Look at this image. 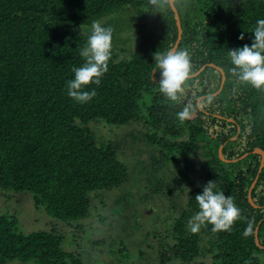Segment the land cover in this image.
<instances>
[{
	"label": "trees",
	"instance_id": "1",
	"mask_svg": "<svg viewBox=\"0 0 264 264\" xmlns=\"http://www.w3.org/2000/svg\"><path fill=\"white\" fill-rule=\"evenodd\" d=\"M168 5L155 13L151 0H0V190L29 192L53 219L74 223L93 215L94 197L145 174L148 187L181 210L167 238H158L161 262L210 257V264H264V247L256 242L257 230L264 246V166L258 174L262 155L254 152L264 150V93L236 82L227 56L228 49L252 44L250 31L264 19V0H175L183 30L177 50L189 52L191 74L205 67L188 78L174 102L160 93L159 73L152 75L153 54L172 49L179 35L170 0ZM93 21L113 29L112 54L101 84L89 86L97 95L79 104L68 97L66 81L84 62L80 48ZM126 43L131 55L120 58ZM210 63L221 67L226 79L208 103L204 98L222 84L221 70ZM200 97L195 117L181 121L176 113ZM101 121L142 128L129 130L121 141L98 140L92 125ZM123 145L138 157L147 153L149 162L139 158L129 164L120 156ZM221 146L228 160L220 156ZM196 156L203 157L200 165ZM198 170L200 179L191 181L180 209L170 184L191 180ZM256 178L253 205L249 193ZM208 181H216L241 209L229 231L213 232L211 224L196 233L188 228L198 211L195 196ZM132 194L126 189L115 195L116 213L123 214ZM135 210L136 228L144 214ZM249 221L254 231L245 237ZM17 223L16 214L0 211V264H85L80 254L64 248V235L55 229L26 233ZM119 251L131 253L126 245Z\"/></svg>",
	"mask_w": 264,
	"mask_h": 264
},
{
	"label": "rangeland",
	"instance_id": "2",
	"mask_svg": "<svg viewBox=\"0 0 264 264\" xmlns=\"http://www.w3.org/2000/svg\"><path fill=\"white\" fill-rule=\"evenodd\" d=\"M134 32L135 30L132 29V40L130 39L132 46L130 48L133 49L137 43ZM128 45L129 43H126L121 46L125 49L119 52L120 58L130 57L131 51ZM199 100L200 104H202V98ZM92 127L96 131L98 140L120 138L119 141H121L123 137H127L129 130L134 131L142 128V125L134 123L126 126H115L101 121L93 123ZM121 149V158L129 162V164L138 162L139 158L145 162L150 160L147 153H142L141 157L131 154L133 149L130 145H127V147L123 145ZM194 160L200 165L203 157L196 156ZM177 166H172L170 172L176 169ZM190 175L189 178L191 180L177 179L176 183L170 184L172 190L169 193L173 195L176 202L180 205V209L184 206L187 199L191 181L196 183L200 179L199 170ZM126 189H130L133 194L126 199L128 201L125 202H129V206L120 215L114 211L115 195ZM145 196H147V200H144ZM136 207L141 209L144 216H138L140 225L135 228L137 223L135 224L132 216L134 217ZM0 211L16 214L18 217L17 227L22 232L55 229L64 235V248L80 254L85 264H200L203 261L207 264L211 263L210 257L200 258L195 263H184L178 257L167 262H161L158 253L159 236L167 238L166 235H169V230L173 229V221L181 210L172 206L165 193H159L149 188L148 182L145 180V174L131 175L123 187L121 186L113 191L111 190L94 197L93 215L80 222L66 223L53 219L44 209L35 206L32 195L29 192L16 193L0 190ZM124 215L126 216L124 217ZM128 216L129 218H127ZM101 217H106L104 222ZM124 225H127L128 228ZM113 234L123 236L125 244L122 243L119 235L115 236V243H111L115 240L111 238ZM124 245L131 252L130 255L119 251L123 249ZM140 249L145 250L144 254L140 253ZM8 264L34 263L14 260Z\"/></svg>",
	"mask_w": 264,
	"mask_h": 264
},
{
	"label": "clouds",
	"instance_id": "3",
	"mask_svg": "<svg viewBox=\"0 0 264 264\" xmlns=\"http://www.w3.org/2000/svg\"><path fill=\"white\" fill-rule=\"evenodd\" d=\"M151 4L155 13H162L163 9L169 6L168 0H151ZM250 32L254 34L251 45L245 44L228 49L227 56L232 66L230 71L236 82L264 93V19H257ZM244 38V34L241 33L239 39ZM112 40L113 29L110 26H104L100 21L91 23L86 43L80 48V56L84 62L81 66L72 68L73 78L66 81L67 95L75 102L86 104L97 95L96 89L89 86L100 85L101 78L108 72ZM153 56L155 68L152 75L154 77V73H159L160 93L169 101H177L185 90L192 70L189 52L186 49H169L166 52L158 50ZM204 99L211 103L214 94ZM199 107H201L199 101L195 106L187 103L176 115L181 121L191 119ZM216 184V181H208L203 185V191L195 196L198 211L188 221V228L193 233L198 232L205 224H211L213 232L229 231L233 224L241 219V209L232 196H226ZM253 231L252 222L249 221L243 236L248 237Z\"/></svg>",
	"mask_w": 264,
	"mask_h": 264
},
{
	"label": "water",
	"instance_id": "4",
	"mask_svg": "<svg viewBox=\"0 0 264 264\" xmlns=\"http://www.w3.org/2000/svg\"><path fill=\"white\" fill-rule=\"evenodd\" d=\"M170 3H171V6H172V8H173V10H174L175 17H176V20H177L178 30H179L178 39H177V41H176L174 47L172 48V49H176V50H177L178 45H179V43H180V41H181V36H182L183 30H182V25H181L180 15H179V12H178V10H177V8H176V6H175V0H170ZM211 65L218 67V69H220L221 72H222V84H221V87H220V89H219L218 91H216L215 93H213V94H217V93L220 92V90H221L222 87H223V84H224L225 79H226V75H225L224 70H223L221 67L215 65L214 63H211ZM204 67H205V65H204L199 71H197V72H195V73H193V74H190L189 77H192V76H196V75H198V74L200 73V71H201ZM154 77H155V73H154ZM201 98H202V97H200L199 99H201ZM195 115H196V114L194 113V114L192 115L191 119H193V118L195 117ZM255 152H258V153H260V154L262 155V161H261V165H260L259 172H258V174H259L260 171L262 170L263 166H264V150H263L262 148H257V149L255 150ZM246 154H247V153H246ZM246 154H244L243 156H245ZM220 156L222 157V159H224V160H228V159H226V158L223 156V153H222V146L220 147ZM256 180H257V178H256L255 181L253 182V184H252V186H251V188H250V193H249V200L251 201V203H253V205H256V204H255V202H254L253 199H252V196H251V190H252V188L254 187V185H255V183H256ZM256 242H257V244H258L260 247H264V246L260 243V241H259V237H258V235H257V230H256Z\"/></svg>",
	"mask_w": 264,
	"mask_h": 264
},
{
	"label": "flooded vegetation",
	"instance_id": "5",
	"mask_svg": "<svg viewBox=\"0 0 264 264\" xmlns=\"http://www.w3.org/2000/svg\"><path fill=\"white\" fill-rule=\"evenodd\" d=\"M210 64H211V63H210ZM228 119H229L230 121H234L233 118H228ZM235 138H236V137H233V139H235ZM258 148H259V147H258ZM256 149H257V148H256ZM256 149H254V152H255ZM257 153H258V152H257ZM245 154H246V153H245ZM247 154H248V152H247ZM247 154H246V155H247ZM226 159H227V158H226Z\"/></svg>",
	"mask_w": 264,
	"mask_h": 264
}]
</instances>
